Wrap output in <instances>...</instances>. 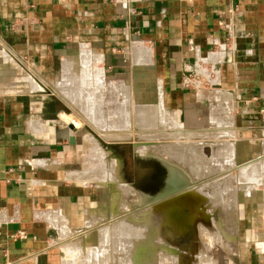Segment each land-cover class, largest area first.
Returning <instances> with one entry per match:
<instances>
[{
  "label": "crops",
  "instance_id": "obj_1",
  "mask_svg": "<svg viewBox=\"0 0 264 264\" xmlns=\"http://www.w3.org/2000/svg\"><path fill=\"white\" fill-rule=\"evenodd\" d=\"M137 45L151 51L150 63L134 61L140 88L163 92L165 108L204 128L221 103L238 164L261 150L264 0H0V264H64L54 234L79 225L97 193L70 178L89 162L91 134L64 124L67 106L50 95V83L73 85L70 65L87 51L91 85L108 87L105 78L125 73ZM200 77L212 95L197 88ZM263 235L243 236L235 264H264Z\"/></svg>",
  "mask_w": 264,
  "mask_h": 264
},
{
  "label": "rangeland",
  "instance_id": "obj_2",
  "mask_svg": "<svg viewBox=\"0 0 264 264\" xmlns=\"http://www.w3.org/2000/svg\"><path fill=\"white\" fill-rule=\"evenodd\" d=\"M134 61L136 64L138 59L135 58L133 60L132 55H130L129 61L125 63V73L115 72L113 76L105 78L108 87L104 85V87L100 88L95 85L96 82H94V86L90 85L92 82L88 77V72L81 70L82 72L80 71L79 74L81 77L83 74L85 75V81L88 84H83L77 90L75 88V97L78 95L79 100H74L70 96L73 85H70L69 81L66 84L62 82L63 87H61L62 85L60 86L61 83L57 84L56 78L54 79L56 82L50 83L52 87L50 95L60 99L67 106L66 119L63 118L64 114L61 116L64 124L67 125V122L76 120L80 124L78 129H81V134H91L88 137V141L91 142L88 145L89 148L91 147V160L89 159L88 163L79 166L78 169L81 171L73 173L70 178L91 184L97 193L93 197L91 208L86 211V215L79 225L71 226V223L68 222L56 230L54 234L56 241L63 249L64 264H185L186 259L190 260L189 264H202L207 260L209 261V263L207 261L208 264H211V261H215L216 264H227L229 261H225L224 256L226 254L230 256L229 260L235 264L239 254L237 253L239 252L238 249L242 248L245 243V237L243 236L248 235L250 237V235L253 236L259 231L264 233V218L262 215L264 203L262 202V204L257 206L258 204L251 202V200L258 199L257 196L260 199H264V169L260 167L264 159L254 162L253 177L248 178L246 175H237L239 164L238 158H236V143L234 142L235 140L231 141L229 139L233 138L234 135L229 133L224 135L222 131L225 125L229 124V119L226 121V119L219 117L218 113H220V110L218 112L217 109L219 105L223 107L221 103H218L213 109L214 113H212L208 122L209 128L208 126L204 128L203 124L197 122L187 123L184 115L183 118L181 117V111L177 113L175 109H167L164 103L163 107L166 112L164 111L162 116L163 121L161 122L160 116L156 115L155 121L150 120L151 122L146 126L143 122H145V119L149 121L151 117L150 115L145 116L142 113L143 110H140L139 107L143 106L141 105V100L146 101L148 99L154 105L163 102V98L159 95L160 93L157 94L150 90L148 93L145 92V95L142 88H139V79L133 67ZM97 66L103 68V64H98ZM136 66L139 65L136 64ZM75 73L78 74L77 72ZM194 79L192 80L194 81ZM196 81L203 83V86L198 84L197 88L200 89V92L205 97L212 95L210 93L212 90L211 84L208 80L200 77ZM88 85H90L89 88L93 86L92 92H83L84 87ZM111 86H113L114 91ZM190 86L197 91L193 84ZM125 87L129 88V90H126L127 92L124 91ZM54 89L56 92H54ZM84 91H86V88ZM216 91L214 92L217 99H221V96H218ZM61 93L64 97L59 95ZM82 100L99 106L97 111L96 108H94V111L92 110V114L93 112L94 114L97 113L96 116L99 117L97 119L101 120L100 128L106 136L93 126L94 121H92L91 116H86L85 111L79 107V104H82ZM148 100L146 104L149 105ZM77 105L79 106L77 107ZM125 105L126 108L124 107ZM207 107L209 106L207 105ZM212 118L216 120L213 121ZM122 132H127L126 136L129 140L117 141L118 134ZM136 135L143 142L141 140L138 142L132 140ZM139 143H148L146 145L159 147L158 152L161 157L150 153L146 155L141 153L137 146ZM263 144L264 141L260 147L261 150L251 154L252 156L247 161L263 156ZM206 145L212 148L210 156L204 153V146ZM238 154L239 148L237 149V157L242 158L243 155L239 154L238 156ZM156 159L164 165L168 164L178 168L184 177L188 175L190 180L192 179V183L185 177L188 182L181 179L182 184H188L190 187L197 184L198 188L205 193H209L210 196L208 198L211 199L215 196L214 200L217 199L219 203L222 200L219 204L220 206L216 205L217 209H214L212 204L210 205V202L207 201L209 205L206 204L203 208L207 214L210 213L211 215L209 214L210 217L208 216L209 218L205 219V223L199 221L198 228L188 238V245L186 247L183 246L184 250L179 249L182 247L179 244L170 245L165 239H160L157 234L154 237V233L151 235V232L148 231L149 229L146 228H143V231L141 230L143 235L126 236L119 233L121 230L119 227L120 229L117 228L115 231L117 234L109 237L108 241L105 242V238L101 235L104 229L125 221L128 216L141 212L142 207L150 203L147 200L146 204H144L142 193L140 194L137 189L125 181L121 171V160L124 163L125 168L123 171L127 178L131 179L130 181L136 183L137 186H140L138 184L144 180L148 183L153 181L155 167H159ZM143 169H146L145 173ZM165 171L164 167L163 174L166 173ZM153 204L150 203L151 206ZM210 206H212V210H210ZM220 213L222 214V221L220 220L209 227L208 224L211 221V217L213 219V215ZM235 218L240 220V222L238 223ZM135 223L132 228L136 230L138 227ZM91 234H100V239L97 240V238L96 241L89 242L90 247L88 246V248H81L82 236L87 237ZM148 234L152 237L145 236ZM262 238H264V235ZM99 241H101L98 249L99 255L95 259L96 261L92 262L91 258L94 259V257L91 256H94L93 251L94 249L97 250ZM144 241L148 243V251L142 260L137 261L134 258L136 256L135 249Z\"/></svg>",
  "mask_w": 264,
  "mask_h": 264
},
{
  "label": "bare ground",
  "instance_id": "obj_3",
  "mask_svg": "<svg viewBox=\"0 0 264 264\" xmlns=\"http://www.w3.org/2000/svg\"><path fill=\"white\" fill-rule=\"evenodd\" d=\"M134 57L138 59V61H136V64H138L139 66L143 65V64H146V63H150V59H151V51L145 47H142L141 45H137L135 50H134ZM75 65V66H74ZM91 65L90 63V59L88 57V52L87 51H82L81 52V55H80V58L78 59V62H72L71 65H70V69L73 71V72H77L78 74H75L74 75V78L72 77V83H73V86H72V89H71V97L74 98V100H79V98L77 97L78 95H76L75 97V88L76 90L81 88V86H83V84H88L87 81H85V75L83 74L82 77L80 76V71H84L86 72V69ZM93 66V65H92ZM78 67V68H77ZM98 70V69H97ZM102 70V69H101ZM81 71V72H82ZM217 74V73H216ZM207 78L212 82V84L215 86V88L218 89V79H212V74L209 72L206 74ZM101 80L99 81V85L101 84H105V81H104V78H100ZM146 80V79H145ZM69 84H71L69 82ZM91 85V84H90ZM90 85L88 86H85V87H90ZM140 88V87H139ZM158 88V87H157ZM214 88V89H215ZM126 90H129V88L125 87L124 88V91ZM151 91V89H149ZM149 90H146L144 88H142V91L144 92V94L146 95L145 92H150ZM88 91L89 92H92V88H88ZM127 92V91H126ZM138 92V91H137ZM160 92V91H159ZM58 93V92H57ZM162 93H160V96H162ZM60 96L64 97V95L61 93L59 94ZM69 95V94H68ZM151 95V94H149ZM163 98V96H162ZM148 100V99H147ZM147 100L146 101H142V104L143 106L139 107L140 110L142 109V113L145 114V116H149L150 115V119L149 121L145 119V125L148 126V123H150L151 121L150 120H154V118L156 117V115L160 116L161 118V122L163 121V114H164V107H163V102H161L160 104H154L152 105L151 102H149V105L146 104L147 103ZM74 103V102H72ZM75 106V104H73ZM80 105V106H79ZM77 105V107L79 106L81 108V110L83 109L85 111V115L86 116H91L92 118V121L93 122V126L95 128H97L101 134H103L104 136H106V134L104 132H102L103 130H101L100 128V123H101V120L99 121V117L96 116V114H92V110L94 111V108H96V111H97V108L99 107L98 105H93V104H90V103H86V100L83 101L82 100V104H79ZM145 105V106H144ZM126 108V105L124 106ZM118 110V109H117ZM166 112V111H165ZM118 115V114H117ZM143 115V114H142ZM67 116L66 114H64V119H66ZM69 117V116H68ZM98 118V119H97ZM103 118V117H102ZM116 118V117H115ZM218 118V117H217ZM108 119V118H107ZM117 119V118H116ZM118 119H119V116H118ZM213 119V118H212ZM90 120V119H89ZM216 120V119H213V121ZM141 121V120H140ZM148 121V122H147ZM66 122V121H65ZM91 122V120H90ZM224 123H226L225 121H223ZM138 123V122H137ZM142 123V122H141ZM95 124V125H94ZM153 124V123H152ZM67 125H74L77 129L80 127V124L76 121V120H73V121H70L69 123L67 122ZM98 125V126H97ZM105 126V125H104ZM153 127H154V124H153ZM126 131V130H125ZM146 131V130H145ZM112 132V131H111ZM108 134V133H107ZM127 132H122L119 135V137H117V141L118 140H124V139H128L127 136H126ZM153 134V133H151ZM109 135V134H108ZM147 135V134H145ZM224 135H226L224 133ZM228 135V134H227ZM110 136V135H109ZM125 136V137H123ZM133 136V134H132ZM228 137V136H227ZM231 137V136H229ZM129 140V139H128ZM134 141H139L142 139L139 137V136H135L133 137ZM156 141V140H155ZM150 142V141H149ZM113 143V142H112ZM135 143V142H134ZM148 143H139L137 146L139 147L140 149V152L143 153V154H153L154 156L156 155H159V147L157 146H149V145H146ZM207 146V145H206ZM204 146V148L206 147ZM236 146V144H235ZM211 147V146H210ZM139 152V150H138ZM161 157V156H160ZM256 163V162H255ZM255 163L253 162H249L247 164H245V166H241L237 169V175L238 176H243V175H246L248 176V178L250 177H253L254 175V168H255ZM244 165V164H243ZM257 165V164H256ZM261 168L264 169V160L262 161L261 165H260ZM171 168H173L176 172V176L174 177V180L171 184V186H177L176 188H179V189H176L174 190L173 192H171L168 196H169V199L171 198H174L173 200H168L167 202H164V203H154L152 206L149 204H146L147 200L144 198V204H146L144 207H142L143 209H141L140 211L141 212H138L136 213L135 215L133 216H128L126 218L125 221H122L120 223H117V224H113L111 225V227H108L106 229H104L102 232H101V235L105 238V242L108 241V238L109 237H112L113 235L117 234L115 233L116 229L117 228H121L120 230V234L122 235H131V236H139V235H143L142 231H143V228H146V229H149L148 231H150L151 235L152 233H154V237H155V234L158 235V237L161 239H165V241H167V243H169L170 245L172 244H179L181 245L182 247H180L179 249H183L184 250V247H186V245H188L189 241H188V238H190V236L192 235L193 231L195 229L198 228V223L199 221H205V219L209 218L210 215L207 214L205 212V209L203 207H205L206 204L209 205V202H210V205L212 204L213 208L214 209H217V206L216 205H219L221 202L219 203V201H217V199L214 200V198H208L210 195L209 193H205L202 189L198 188L196 185H192L191 187L186 184V185H183V187H180V185L182 184V180H185L187 181V179L189 180V182H191L189 176L185 175V178L179 171L178 168H174L173 166H171ZM244 169V170H243ZM260 169V168H259ZM235 173V174H236ZM180 176V178H179ZM238 181V180H237ZM83 182V181H82ZM188 182V181H187ZM192 183V182H191ZM191 185V184H190ZM243 185V184H242ZM258 189V188H257ZM169 190V189H168ZM167 191V189L165 190ZM182 191V192H180ZM186 191V192H185ZM259 191V190H258ZM170 192V191H169ZM176 193V194H175ZM173 194V195H172ZM164 196H166L165 194H163ZM220 195V194H219ZM151 197V196H150ZM220 197V196H219ZM251 197V196H250ZM263 197V196H262ZM257 198L259 200H264V199H260V197L257 196ZM214 201H213V200ZM221 199V198H220ZM219 199V200H220ZM212 200V201H211ZM209 201V202H207ZM226 204V203H225ZM212 206H210V210H212ZM220 206V205H219ZM209 209V207H208ZM219 209V207H218ZM208 211V210H207ZM217 211V210H216ZM218 211H221V210H218ZM131 212V211H130ZM216 213V212H215ZM219 213V212H218ZM221 214V213H220ZM213 215V219L211 217V221H209V227L210 225L212 224H215L216 222L220 221L221 220V216L222 214L220 215ZM204 216H206V218H204ZM209 216V217H208ZM130 217V218H129ZM202 218V219H201ZM204 219V220H203ZM222 221V220H221ZM136 222V223H135ZM136 224L137 225V229H133L132 226L133 224ZM205 223V222H204ZM200 224V223H199ZM139 225V226H138ZM213 226V225H212ZM208 227V226H207ZM208 227V228H209ZM119 228V229H120ZM134 228H135V225H134ZM133 229V231H132ZM142 230V231H141ZM146 230L144 229V232ZM99 232V231H98ZM132 232V233H131ZM139 234V235H138ZM146 234V232H145ZM150 234L148 235H145V236H150ZM87 236V235H86ZM152 237V236H150ZM95 238V239H94ZM98 238V239H97ZM100 239V234H91L87 237H83L81 238V242H80V245H81V248H88L89 246V242H92V241H96ZM124 239V238H123ZM140 242V241H139ZM142 242V241H141ZM154 242V240H153ZM101 243V241H99L98 243V246H97V250L94 249V253L93 255L94 256H91V257H94L91 258L92 259V262L93 261H96L95 259L98 257L99 255V252H98V249H99V244ZM129 243V242H128ZM130 243H131V240H130ZM138 243V242H137ZM136 243V244H137ZM156 246V245H155ZM167 246V245H166ZM192 246V245H191ZM90 247V246H89ZM189 247V246H188ZM174 248V247H173ZM86 250V249H85ZM89 250V249H88ZM119 250V249H118ZM136 256H134V258H136L137 261H140L144 258L145 253L148 251V243L147 241H144L143 243H141L140 246H138L136 249ZM151 251V250H150ZM86 252V251H85ZM92 252V251H91ZM133 252V251H132ZM88 254V253H87ZM86 254V255H87ZM90 255V254H88ZM202 255V254H201ZM115 256V255H114ZM192 256V255H191ZM172 257V256H171ZM88 259V258H87ZM123 259V258H122ZM129 261V260H128ZM189 259H186V262L185 264H189ZM208 261V260H207ZM204 262L202 264H208V263ZM134 262V261H132ZM95 263V262H94ZM199 263V262H198ZM127 264V263H126ZM135 264V263H134ZM200 264V263H199Z\"/></svg>",
  "mask_w": 264,
  "mask_h": 264
},
{
  "label": "flooded vegetation",
  "instance_id": "obj_4",
  "mask_svg": "<svg viewBox=\"0 0 264 264\" xmlns=\"http://www.w3.org/2000/svg\"><path fill=\"white\" fill-rule=\"evenodd\" d=\"M157 163H159V167L156 166V170L154 171V177H153V181L151 183L146 182V180L142 181L140 184V186H137L136 183L131 182L129 178H127L126 174L124 173V163L121 160L122 163V175L125 179L126 182H128L129 184L132 185L133 188L137 189L140 194L142 193L143 197L146 200H149L150 203H164L167 202L168 200H173L174 198L169 199V194L171 192H173L176 189L175 186H171L174 177L176 176V172L173 168H171L170 165H164L162 164L159 160H157ZM165 167V174H163V168ZM146 169H143V172L145 173ZM147 179V178H146ZM149 179V178H148ZM184 184H181L180 187H183ZM167 189V191H165ZM169 189V190H168ZM170 191V192H169ZM186 192V191H185ZM163 194H165L166 196H164ZM176 194V193H175ZM173 195V194H172ZM151 196V197H150ZM149 203V204H150Z\"/></svg>",
  "mask_w": 264,
  "mask_h": 264
},
{
  "label": "water",
  "instance_id": "obj_5",
  "mask_svg": "<svg viewBox=\"0 0 264 264\" xmlns=\"http://www.w3.org/2000/svg\"><path fill=\"white\" fill-rule=\"evenodd\" d=\"M68 128L72 131V132H76L77 131V128L74 126V125H69ZM76 141V138L74 136L70 137V142L73 144L75 143ZM204 153L207 154L208 156H210L212 154V148L210 146H206L204 148ZM249 161H246L244 163H240L239 165H242V164H245ZM182 192V191H180Z\"/></svg>",
  "mask_w": 264,
  "mask_h": 264
},
{
  "label": "built area",
  "instance_id": "obj_6",
  "mask_svg": "<svg viewBox=\"0 0 264 264\" xmlns=\"http://www.w3.org/2000/svg\"><path fill=\"white\" fill-rule=\"evenodd\" d=\"M193 80H191V78H189V80L187 81V86H190V85H192L193 84V82H192ZM22 237L24 238L25 237V235L24 234H22Z\"/></svg>",
  "mask_w": 264,
  "mask_h": 264
}]
</instances>
